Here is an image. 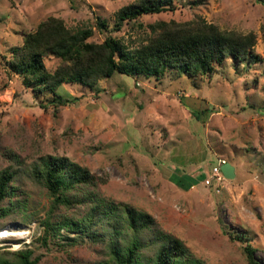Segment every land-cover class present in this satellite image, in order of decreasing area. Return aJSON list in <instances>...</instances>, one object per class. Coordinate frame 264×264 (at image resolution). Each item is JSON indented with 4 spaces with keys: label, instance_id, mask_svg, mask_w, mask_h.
Segmentation results:
<instances>
[{
    "label": "rangeland",
    "instance_id": "obj_1",
    "mask_svg": "<svg viewBox=\"0 0 264 264\" xmlns=\"http://www.w3.org/2000/svg\"><path fill=\"white\" fill-rule=\"evenodd\" d=\"M139 0H0V174L15 176L13 202L0 211V255L30 250L38 264H98L111 246H125L132 233L129 208L149 217L140 238L146 264L152 247L178 240L204 264H251L248 250L264 264V4L257 0H174L175 10L126 22L117 15ZM50 18L68 29L93 31L90 42L109 37L129 52L158 22L204 19L223 31L254 33L248 58H232L211 76L190 78L176 70L161 77L102 79L94 88L67 83L56 93L35 92L9 67L25 36ZM104 26V27H103ZM119 59V55L117 56ZM53 73L60 61L44 59ZM69 103L56 106V98ZM47 157L66 158L88 171L93 183L74 190L72 207H60L54 223H76L48 245L41 239L53 198L36 177ZM235 168L222 186L207 180L218 160ZM9 206L5 201L0 208ZM115 210L113 222L106 212ZM117 216V217H115ZM120 235L114 234L120 221Z\"/></svg>",
    "mask_w": 264,
    "mask_h": 264
},
{
    "label": "trees",
    "instance_id": "obj_2",
    "mask_svg": "<svg viewBox=\"0 0 264 264\" xmlns=\"http://www.w3.org/2000/svg\"><path fill=\"white\" fill-rule=\"evenodd\" d=\"M257 1L264 4V0ZM174 10V0H139L118 13L116 30L121 31L126 22ZM149 28L150 35L141 40L138 48L129 52L115 38L109 37L101 44L90 42L93 37L91 29L71 30L63 20L50 18L25 36L23 46L13 51L9 67L22 79L26 88L38 93L54 94L67 83L92 89L100 80L112 78L117 73L161 77L174 69L190 78L211 76L229 58L236 62L245 61L257 43L254 33L244 35L223 31L201 18L185 23L158 22ZM46 56H53L60 61L53 73L45 66ZM68 103V100L59 97L55 100L56 106ZM40 167L36 177L53 198L48 216L41 223L44 228L41 241L47 246L51 238L60 235L66 228L77 233L86 230L76 223L55 224L54 218L60 207L70 208L76 204L69 199V195L82 185L92 184L93 179L88 171L66 158L47 157ZM14 179L10 170L0 174V205L9 201V206L0 208L4 215L20 207L19 203L13 202L16 193L12 186ZM106 214L111 222L119 218L114 219V209ZM122 217L132 238L123 247L111 246L108 259L98 264H146L142 254L146 244L140 235L150 228L149 217L129 208L124 209ZM116 223L114 234L120 235L121 220ZM163 239V244L158 242L152 247L157 251L153 264H204L190 258L178 240L169 237ZM14 255L19 264H38L40 261L38 258L32 259L33 252L30 250ZM248 257L251 264H260L254 258V250H248ZM0 264H8L1 255Z\"/></svg>",
    "mask_w": 264,
    "mask_h": 264
},
{
    "label": "built area",
    "instance_id": "obj_3",
    "mask_svg": "<svg viewBox=\"0 0 264 264\" xmlns=\"http://www.w3.org/2000/svg\"><path fill=\"white\" fill-rule=\"evenodd\" d=\"M227 162L223 159H219L217 165L213 168L212 177L207 180L209 185H215L217 187V191L219 192L220 186H222L223 182L227 180L222 174L221 167L226 165Z\"/></svg>",
    "mask_w": 264,
    "mask_h": 264
},
{
    "label": "water",
    "instance_id": "obj_4",
    "mask_svg": "<svg viewBox=\"0 0 264 264\" xmlns=\"http://www.w3.org/2000/svg\"><path fill=\"white\" fill-rule=\"evenodd\" d=\"M222 174L227 180H233L236 177L235 168L231 164H226L221 167Z\"/></svg>",
    "mask_w": 264,
    "mask_h": 264
},
{
    "label": "bare ground",
    "instance_id": "obj_5",
    "mask_svg": "<svg viewBox=\"0 0 264 264\" xmlns=\"http://www.w3.org/2000/svg\"><path fill=\"white\" fill-rule=\"evenodd\" d=\"M7 235V232L6 231H1L0 232V238L4 237Z\"/></svg>",
    "mask_w": 264,
    "mask_h": 264
}]
</instances>
